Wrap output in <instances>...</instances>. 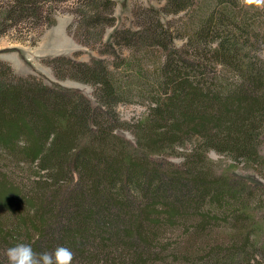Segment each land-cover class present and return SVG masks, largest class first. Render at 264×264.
<instances>
[{"label": "trees", "instance_id": "1", "mask_svg": "<svg viewBox=\"0 0 264 264\" xmlns=\"http://www.w3.org/2000/svg\"><path fill=\"white\" fill-rule=\"evenodd\" d=\"M46 1L13 0L6 12L26 19ZM82 5L98 28L112 21L116 1ZM166 7L185 11L181 47L156 10L139 30L115 36L117 45L158 46L164 61L143 70L122 58L120 77L119 64L74 61L75 80L96 87L95 104L0 63V264L18 243L38 253L67 247L72 264L264 258V184L233 171L242 164L264 177V9L237 0H166ZM134 99L147 102V115L126 126L112 114ZM211 151L233 163L213 167ZM34 164L39 175L26 189L20 181ZM219 221L233 233L215 232ZM173 230L186 239L170 252L163 237Z\"/></svg>", "mask_w": 264, "mask_h": 264}, {"label": "rangeland", "instance_id": "2", "mask_svg": "<svg viewBox=\"0 0 264 264\" xmlns=\"http://www.w3.org/2000/svg\"><path fill=\"white\" fill-rule=\"evenodd\" d=\"M84 1L88 2V0L46 1L33 8L28 18L16 20L6 12L13 0H0V63L10 65L20 76H34L46 84H57L62 88L75 90L95 104L98 99L96 87L75 80V71L72 68L74 61L89 64L96 59L103 61L104 65L110 68L119 64L121 66L116 73L118 77L119 72L127 66L121 62L122 58L131 56L132 64H140L143 70L164 61V55L158 46H147L138 42L129 48L116 44L115 36H118L119 31L139 30L138 25L141 21H146L147 12H153L152 10L160 11L161 22L171 25L175 36L174 44L181 47L184 43L185 39L182 38L184 31L181 27L186 21L185 11L178 14L168 13L166 0H114L116 6L111 14L112 21L106 15L107 24H99L98 28L89 24L92 21L91 14L82 5ZM107 45H112L114 49ZM53 58L63 59L49 63L51 59L54 60ZM114 112L112 115L128 123L126 126H131L146 117L147 102L135 99L131 102H119ZM118 133L128 139L132 138L130 131ZM262 153L264 155V145ZM208 159L213 167L233 163L214 151L208 153ZM35 166L36 164L30 169L25 168L26 180L20 182L26 189L34 187L28 178L33 174L39 175V170ZM238 166H240L238 169L233 170L235 174L249 181L264 184V177L262 179L255 172L244 171L242 164ZM224 225L225 223L220 221L216 223L215 232L224 236L233 233L229 226L225 228ZM183 232V230L166 232V237L163 238L170 252L180 247L186 239V233ZM169 254L172 253H168L167 256ZM169 262L173 261L170 259ZM252 264H264V258L259 257L252 261Z\"/></svg>", "mask_w": 264, "mask_h": 264}, {"label": "clouds", "instance_id": "3", "mask_svg": "<svg viewBox=\"0 0 264 264\" xmlns=\"http://www.w3.org/2000/svg\"><path fill=\"white\" fill-rule=\"evenodd\" d=\"M237 3L245 10L264 9V0H237ZM5 256L7 264H72L74 259L72 250L64 246L38 253L25 243L8 248Z\"/></svg>", "mask_w": 264, "mask_h": 264}]
</instances>
